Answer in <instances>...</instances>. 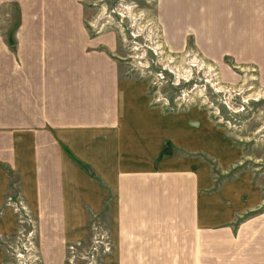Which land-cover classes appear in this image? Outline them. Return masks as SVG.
Instances as JSON below:
<instances>
[{"label":"crops","instance_id":"0c3cea01","mask_svg":"<svg viewBox=\"0 0 264 264\" xmlns=\"http://www.w3.org/2000/svg\"><path fill=\"white\" fill-rule=\"evenodd\" d=\"M3 2L16 3L19 19L0 30V206L19 196L37 217L44 262H61L64 242L88 228L112 240L105 264H264V210H246L258 187L206 159L219 170L235 159L223 131L195 107L152 104L116 63L115 44L79 27L78 0ZM51 16L58 27L47 29ZM10 214L0 210V241L13 231Z\"/></svg>","mask_w":264,"mask_h":264},{"label":"rangeland","instance_id":"374dc122","mask_svg":"<svg viewBox=\"0 0 264 264\" xmlns=\"http://www.w3.org/2000/svg\"><path fill=\"white\" fill-rule=\"evenodd\" d=\"M231 1L212 5L209 0H78L79 27L90 36L101 35L98 40L103 43L107 37L115 44L111 53L116 63L127 77L145 84L150 102L162 112L195 107L205 113L207 126L221 129L224 142L236 151L222 170L216 169L214 158L205 156L212 170L224 178L246 172L260 194L257 205L246 210H264V55L255 51L262 45L256 38L263 36L259 30H264V0ZM253 4L258 7L250 13L240 12ZM76 9L70 5L67 12ZM48 10L54 13L52 6H47V14ZM260 16L254 27L253 20ZM52 18L46 17L47 29L58 27ZM18 19L16 3L0 4V30H14ZM74 25L60 23L68 29ZM246 42H252L254 50L240 47ZM8 209L14 228L0 241L4 264H51L44 262L37 217L19 196L4 198L0 210ZM95 234L100 236L85 228L83 237L67 239L62 260L55 264H84L76 253L86 254ZM107 236L98 237L94 264H105V255L113 249Z\"/></svg>","mask_w":264,"mask_h":264},{"label":"built area","instance_id":"2783aa9c","mask_svg":"<svg viewBox=\"0 0 264 264\" xmlns=\"http://www.w3.org/2000/svg\"><path fill=\"white\" fill-rule=\"evenodd\" d=\"M97 234H100V233H97ZM101 236H104V235L103 234H100V236H99V235H96L95 234L94 236H92L93 237V242H92L91 248H89V250L86 252V254L80 255V254L76 253L78 259L79 260H83L84 261L83 262L84 264H94V262H95L94 256H95V254H96L95 252L97 250V247L95 248V245L97 246V244L99 242L98 237L102 238ZM103 247L105 249L107 248L106 245L103 246ZM105 249H103V250L105 251ZM72 255H73V251H72Z\"/></svg>","mask_w":264,"mask_h":264},{"label":"trees","instance_id":"16d2710c","mask_svg":"<svg viewBox=\"0 0 264 264\" xmlns=\"http://www.w3.org/2000/svg\"><path fill=\"white\" fill-rule=\"evenodd\" d=\"M74 161H75L78 165L83 166V167H86V165H85L84 163L80 162L79 160L74 159Z\"/></svg>","mask_w":264,"mask_h":264},{"label":"water","instance_id":"95a60500","mask_svg":"<svg viewBox=\"0 0 264 264\" xmlns=\"http://www.w3.org/2000/svg\"><path fill=\"white\" fill-rule=\"evenodd\" d=\"M81 167L84 168V169H86L89 172V169L87 168V166L86 167L81 166Z\"/></svg>","mask_w":264,"mask_h":264}]
</instances>
